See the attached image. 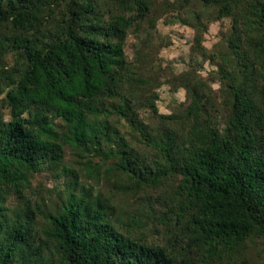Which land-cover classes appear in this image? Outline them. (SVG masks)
Listing matches in <instances>:
<instances>
[{"label":"trees","instance_id":"obj_1","mask_svg":"<svg viewBox=\"0 0 264 264\" xmlns=\"http://www.w3.org/2000/svg\"><path fill=\"white\" fill-rule=\"evenodd\" d=\"M196 2L215 9L216 20L240 7L226 38L235 68L219 71L231 95L223 132L212 125L195 87L188 90L186 131L184 122L159 115L153 103L156 125L140 118L134 92L145 80L127 62L124 41L151 12L152 0H0V107L11 115H0V264H54L47 249L58 264H254L249 244L264 242V111L258 101L264 84L257 80L259 71L264 75V0L174 5L185 10ZM9 52L15 64L8 72ZM120 121L139 136L138 148L123 136ZM105 143L120 189L178 179L171 216L155 226L152 239L145 232L134 236L112 221L106 199L68 180L59 209L43 215L44 243L20 250L32 244L41 213L25 206L34 176L62 160L65 146L89 158L101 155ZM11 197L22 206L11 210Z\"/></svg>","mask_w":264,"mask_h":264},{"label":"rangeland","instance_id":"obj_2","mask_svg":"<svg viewBox=\"0 0 264 264\" xmlns=\"http://www.w3.org/2000/svg\"><path fill=\"white\" fill-rule=\"evenodd\" d=\"M174 1L152 0L151 12L134 23L125 36L126 60L136 69L138 77L145 80L144 84L135 86L134 95L141 101L139 116L145 123L155 126L158 120L149 110L153 103L159 115H171L177 122H184L186 131L189 127L185 118V109L190 104L188 90L195 87L205 98V113L211 117L212 125L223 132L230 114L231 95L219 71L220 68H235L234 56L227 48L226 38L232 18L239 15L240 7L216 20L217 11L213 8H204L196 2L185 10H178ZM61 11L62 8L58 13ZM197 17L202 22L200 25L195 21ZM152 22H155L154 26ZM5 63L6 71L12 70L15 64L13 52L8 53ZM259 72L257 80L264 84V75ZM258 98L264 111V91ZM30 107V102L24 105V116H27ZM0 115L4 120L11 119L7 107H0ZM110 119L115 121L114 116ZM55 123L62 126L59 120ZM118 125L126 140L138 148L139 136L124 121ZM110 149L111 146L105 143L101 155L80 158L69 146H65L62 160L34 176L26 192L25 206L31 209L38 206L41 213H37L34 220L32 244H21L20 250L28 252L40 242L44 243L48 222L43 215L59 209L66 197L68 180L77 181L80 188L106 199L111 208L112 221L122 230L134 236L145 232L142 234H150L152 239L155 226L160 228V223L171 216L172 195L178 179L173 177L157 187L138 191L120 189L114 181L116 173H111L113 160L106 158ZM98 165L100 169H97ZM8 202L11 210L17 204V207L22 206L14 197ZM47 251L46 257L51 256L53 263L58 264V255L53 250ZM247 255L254 264H264V242L256 240L250 243Z\"/></svg>","mask_w":264,"mask_h":264}]
</instances>
